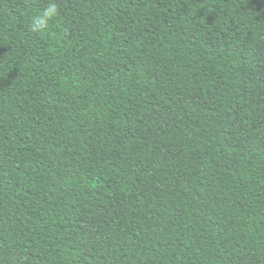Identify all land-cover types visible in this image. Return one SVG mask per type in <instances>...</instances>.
<instances>
[{
  "label": "trees",
  "instance_id": "obj_1",
  "mask_svg": "<svg viewBox=\"0 0 264 264\" xmlns=\"http://www.w3.org/2000/svg\"><path fill=\"white\" fill-rule=\"evenodd\" d=\"M0 0V264H264V0Z\"/></svg>",
  "mask_w": 264,
  "mask_h": 264
},
{
  "label": "clouds",
  "instance_id": "obj_2",
  "mask_svg": "<svg viewBox=\"0 0 264 264\" xmlns=\"http://www.w3.org/2000/svg\"><path fill=\"white\" fill-rule=\"evenodd\" d=\"M59 15V9L55 2L49 0V3L44 7L42 12H38L31 18L29 30L33 33L43 34Z\"/></svg>",
  "mask_w": 264,
  "mask_h": 264
}]
</instances>
